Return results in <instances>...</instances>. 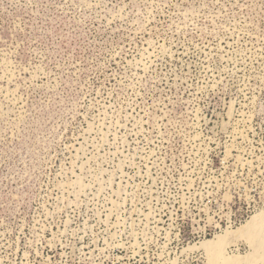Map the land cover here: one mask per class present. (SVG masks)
<instances>
[{"label":"rangeland","instance_id":"rangeland-1","mask_svg":"<svg viewBox=\"0 0 264 264\" xmlns=\"http://www.w3.org/2000/svg\"><path fill=\"white\" fill-rule=\"evenodd\" d=\"M263 208L264 0H0V264H247Z\"/></svg>","mask_w":264,"mask_h":264},{"label":"bare ground","instance_id":"bare-ground-1","mask_svg":"<svg viewBox=\"0 0 264 264\" xmlns=\"http://www.w3.org/2000/svg\"><path fill=\"white\" fill-rule=\"evenodd\" d=\"M252 227L255 229V231L253 232H256V235L254 238L255 243H253L251 246V249H253V252H250L249 256L247 255L244 259L247 264H264V208L252 217ZM244 229L245 228H241L238 231V233L239 234L242 233ZM222 237L219 236L218 242L216 244L214 243V245L213 243L211 244V241H205L204 243H202L203 245L207 247L212 246L214 249H216L213 254L209 255L210 257L208 258L209 259L208 264H237L236 260L227 261V256L225 255L226 253L224 252L225 248L219 249L218 246L220 245L221 247V244H219V242L222 241ZM211 251L212 250H210V252ZM220 258H222L223 260H219Z\"/></svg>","mask_w":264,"mask_h":264}]
</instances>
